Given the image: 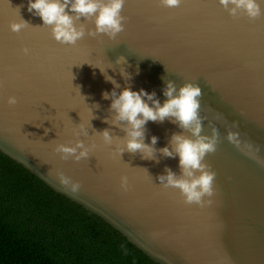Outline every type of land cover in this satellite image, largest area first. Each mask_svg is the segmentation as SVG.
<instances>
[{
	"label": "water",
	"instance_id": "water-1",
	"mask_svg": "<svg viewBox=\"0 0 264 264\" xmlns=\"http://www.w3.org/2000/svg\"><path fill=\"white\" fill-rule=\"evenodd\" d=\"M257 2L262 14L250 20L230 16L218 0H181L176 8L125 0L124 30L114 39L89 35L93 19L80 17L74 23L83 25L84 36L69 45L52 38L50 26L28 11V0H0V152L160 264H264V173L258 166L264 163V0ZM20 19L28 26L12 32L9 24ZM166 81L198 85L202 135H211L210 125L220 135L203 161L216 173L214 195L204 198L212 202L203 207L184 203L178 189L156 179L166 167L180 174L179 158L159 149L173 133L194 138L190 132L167 119L146 122L144 143L158 138L154 159L116 154L115 143L99 136L105 129L114 140L125 136L104 122L112 113L103 93L143 89L163 103ZM8 96L17 103L8 105ZM80 124L86 135L73 134ZM228 131L239 133L237 144L225 139ZM77 140L95 146L87 159L62 160L53 151L57 143ZM57 171L79 181L80 190L64 191ZM121 175L130 190L120 188Z\"/></svg>",
	"mask_w": 264,
	"mask_h": 264
},
{
	"label": "clouds",
	"instance_id": "clouds-1",
	"mask_svg": "<svg viewBox=\"0 0 264 264\" xmlns=\"http://www.w3.org/2000/svg\"><path fill=\"white\" fill-rule=\"evenodd\" d=\"M124 3L125 0H28L27 8L29 12L39 16L45 26H50L51 35L55 41L73 45L84 36L83 25L77 27L74 23L80 17L93 19L95 31L90 32L89 35L104 34L114 39L124 30L126 17L121 14ZM218 3L232 17L245 15L250 20H254L262 14L257 0H218ZM159 4L166 8H176L180 6L181 0H159ZM69 12L72 15H69ZM27 26L28 23L23 19L9 24L12 32H19ZM22 52L27 55L29 49L23 48ZM123 62L122 57L117 60V64ZM100 71L104 73L101 69ZM121 75L125 77L127 73L122 69ZM105 79L112 83L114 88L120 87L112 77L105 75ZM163 95L166 99L161 103L155 98V92L149 93L143 89L133 91L125 87L118 94L115 90L103 93L104 99L111 100L112 113L111 120L106 118L104 122L121 127L125 136L122 140H114L108 129L100 132L99 136L105 144L115 143L116 154L125 151L138 152L142 159H154V153L157 150L153 145L157 143L158 138L152 136L150 144L144 143L146 122L162 123L167 119L180 129L190 132L191 137L194 138H189L183 133H173L169 145L159 149L165 157L179 158L180 174L177 175L166 167L164 174L158 175L156 179L160 181L163 188L178 189L186 204H196L201 207L211 204V199L204 198H211L214 195L213 185L216 173L211 171L209 165L203 161L206 155L216 151L220 135L216 127L211 125V135H202V120L205 117L200 114L201 89L190 82L177 87L173 82L166 81ZM6 102L8 105H15L17 99L14 96H8ZM78 129V131L73 129L74 135L87 134L83 124H80ZM47 131L45 129V133ZM238 137L239 133L228 131L225 139L229 143L237 144ZM93 147L95 146H85L82 141L77 140L74 145L57 143L53 151L59 154L62 160L71 158L79 162L88 158ZM56 177L63 190L68 193L75 194L81 188L79 181L72 180L62 171H57ZM119 183L122 190H130L131 185L127 175H121ZM122 252L128 255L127 249L123 246Z\"/></svg>",
	"mask_w": 264,
	"mask_h": 264
},
{
	"label": "trees",
	"instance_id": "trees-1",
	"mask_svg": "<svg viewBox=\"0 0 264 264\" xmlns=\"http://www.w3.org/2000/svg\"><path fill=\"white\" fill-rule=\"evenodd\" d=\"M0 264L160 263L0 152Z\"/></svg>",
	"mask_w": 264,
	"mask_h": 264
}]
</instances>
